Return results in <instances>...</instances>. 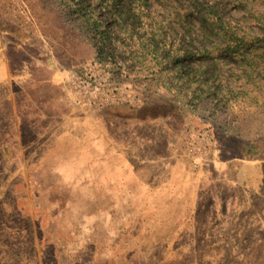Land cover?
<instances>
[{"label": "rangeland", "instance_id": "374dc122", "mask_svg": "<svg viewBox=\"0 0 264 264\" xmlns=\"http://www.w3.org/2000/svg\"><path fill=\"white\" fill-rule=\"evenodd\" d=\"M0 264H264V0H0Z\"/></svg>", "mask_w": 264, "mask_h": 264}, {"label": "crops", "instance_id": "0c3cea01", "mask_svg": "<svg viewBox=\"0 0 264 264\" xmlns=\"http://www.w3.org/2000/svg\"><path fill=\"white\" fill-rule=\"evenodd\" d=\"M36 63V66L38 65L37 63H39V62H35ZM40 63H42V66H46L45 65V61L44 60H42V62L40 61ZM26 66V65H25ZM48 70H51L50 71V74H51V76H50V80L51 81H54L55 82V79H54V77L52 76V69H53V66L51 65V63L48 65ZM244 166H246V165H240V168H243ZM237 169L239 170V168L237 167ZM205 170V168H201V170H200V172H201V174H202V172H205L204 171ZM219 172H221V171H219ZM226 173H228V172H226ZM234 174L236 173V172H233ZM231 174L230 173V177H229V179L227 180L229 183H231V182H236L237 181V177H238V175L236 174V176H234V174ZM233 177H235V178H233ZM226 178H227V176H226V174H225V172H224V174H222L221 176H218V179H220V181H224V182H227L226 181ZM202 198H205V196H203V195H200V196H198L197 197V202H198V200L200 199H202ZM196 205H197V203H196ZM200 206H201V204H200ZM202 206H205V204L202 202ZM193 214V216L191 217V218H189L188 219V221L186 222V224H187V227H186V229L187 230H190V231H195V230H203V229H205L206 228V225L207 226H212V225H214V224H212L211 222H204V221H201V219H200V216H201V212H200V208H199V203H198V206H197V208H196V211L195 212H192ZM209 216V215H208ZM185 226L183 225L182 226V229L184 228Z\"/></svg>", "mask_w": 264, "mask_h": 264}, {"label": "trees", "instance_id": "16d2710c", "mask_svg": "<svg viewBox=\"0 0 264 264\" xmlns=\"http://www.w3.org/2000/svg\"><path fill=\"white\" fill-rule=\"evenodd\" d=\"M58 1L61 2V1H64V0H58ZM79 1H83V0H79ZM72 15L75 16V17H80V16H81L80 11H78V10L75 11V12L72 11V12H71V16H72Z\"/></svg>", "mask_w": 264, "mask_h": 264}]
</instances>
